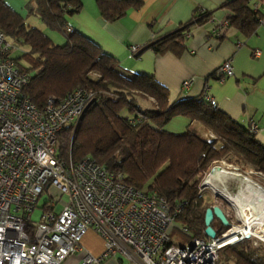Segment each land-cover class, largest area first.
Masks as SVG:
<instances>
[{
  "label": "trees",
  "instance_id": "16d2710c",
  "mask_svg": "<svg viewBox=\"0 0 264 264\" xmlns=\"http://www.w3.org/2000/svg\"><path fill=\"white\" fill-rule=\"evenodd\" d=\"M95 1L106 21L142 6L140 0ZM222 7L228 11L226 25L245 37L256 32L264 17V0H225ZM26 8L49 28L63 32L65 40L54 42L0 0V30L13 48L25 47L12 56L18 68L29 75L24 95L40 108L49 97H62L77 87L91 93L76 126L67 125L59 133L60 157L75 163L90 156L108 171L121 173L134 188L164 197L172 211L178 209L174 216L178 226L171 224L169 231L176 226L188 230L184 232L186 240L181 237L178 243L172 239L171 243L208 238L204 214L215 203L199 192L201 179L220 160L264 175V145L255 132L220 110L204 93L170 101L168 89L154 75L124 73L116 56L67 23L69 16L81 10L82 0H29ZM209 19L210 13L197 7L191 19L153 36L133 54L150 48L158 54L170 51L179 55L186 48L190 27ZM218 30L219 25L213 34L220 39L223 34ZM212 75L220 80L216 71ZM138 98L149 101L150 106L142 108ZM124 108L130 113L127 116L121 114ZM176 116L188 122L177 133L165 128ZM212 225L216 234L227 228L215 218ZM246 241L225 245L219 250V259L232 264H264L263 248Z\"/></svg>",
  "mask_w": 264,
  "mask_h": 264
},
{
  "label": "built area",
  "instance_id": "2783aa9c",
  "mask_svg": "<svg viewBox=\"0 0 264 264\" xmlns=\"http://www.w3.org/2000/svg\"><path fill=\"white\" fill-rule=\"evenodd\" d=\"M223 25L226 21L221 29ZM138 47L129 49L135 53ZM11 48L0 30V264H61L80 249L89 229L101 235L105 248L97 256L85 253L78 264H100L108 255L144 264H217L222 247L248 237L233 232L229 239L230 223L214 238L171 243L169 227L178 209L172 211L164 197L134 188L121 173L108 171L90 156L67 163L59 155V133L67 125L76 126L91 93L75 88L37 107L23 93L29 75L16 65ZM259 53L253 50L254 56ZM231 73L229 61L216 70L220 80ZM190 83L186 79L182 86ZM250 130L256 133L257 126L251 124ZM216 167L242 176L235 167ZM206 178L200 193L207 188ZM57 194L65 198L59 200ZM42 197L39 219L33 223Z\"/></svg>",
  "mask_w": 264,
  "mask_h": 264
},
{
  "label": "crops",
  "instance_id": "0c3cea01",
  "mask_svg": "<svg viewBox=\"0 0 264 264\" xmlns=\"http://www.w3.org/2000/svg\"><path fill=\"white\" fill-rule=\"evenodd\" d=\"M5 1L14 8L10 0ZM140 1V8L128 10L117 20L106 21L100 16L95 0H82L81 10L69 16V25L116 56L124 73L154 75L168 89L170 101L202 93L204 97L209 96L212 103L234 120L245 126L256 125L255 137L264 145V17L256 32L245 37L227 25L221 29L228 14L222 7L225 0ZM197 7L209 12L210 19L190 27L186 48L179 55L170 51L158 54L150 48L138 55L130 51L132 44L143 45L153 36L176 29L191 19ZM218 25L223 30L220 39L213 34ZM237 41L241 42L238 47ZM254 49L260 50L258 56L253 55ZM224 61L230 62L232 73L219 80L212 74ZM186 79H191V83L185 88L182 83ZM187 123L186 118L176 116L165 128L177 133L183 131ZM104 248L101 235L89 229L81 240L80 249L61 264H78L85 253L97 256ZM100 264L144 263L108 255ZM217 264L232 263L219 260Z\"/></svg>",
  "mask_w": 264,
  "mask_h": 264
},
{
  "label": "rangeland",
  "instance_id": "374dc122",
  "mask_svg": "<svg viewBox=\"0 0 264 264\" xmlns=\"http://www.w3.org/2000/svg\"><path fill=\"white\" fill-rule=\"evenodd\" d=\"M10 1H11V3L13 4V6L15 8V9L14 8L13 9L15 11H17L24 18L25 23H27L30 26L32 25V26H36V27L40 28L41 30H43L56 43L57 42H59V43H63L64 42L65 35H64L63 32H61L59 30H56V29L49 28L44 23H42L38 19V17L36 15L28 13L27 8H26V3L29 0H10ZM67 23L70 24L69 17L67 18ZM24 49H25V47H22V46L20 48L14 47V48H11L10 52H11L12 56H17ZM77 88H79V87H77ZM55 98H60V97H55ZM138 102H139V105L142 108L143 107H148L150 105L149 101H146V100H143V99H140V98H138ZM121 114L124 115V116H127L130 113L128 112L127 108H124V109L121 110ZM200 131L202 132V134H205V132L202 131V129ZM215 166H222L224 169L230 170V171H234L233 169L235 167V168H237L238 173H241L242 176L245 175L250 180H252L253 182H255V183L259 184V185H261L264 188V175L260 174L259 172L242 169L239 166H237V164H231V163H228V162H226L224 160H220V161L216 162L204 174V176L201 179L200 183H202L204 181V179L207 177L209 172H211L214 169ZM229 176H232V175H229L228 172L227 173H222V174L219 175L217 180H215V183L219 187L224 186V184H225L227 190L231 194L237 195L238 191H239V189L241 187V183L239 181V178L241 176L240 175L239 176H235V177H238V178H234L233 177L232 180H229ZM206 187L207 188H205V189H203L201 191V194L205 197V199L206 200H211V201H213V203L219 205L223 209V211L225 212L227 219L229 220V222H231L232 225H242V222L239 219V217L237 215V212H236V209H234L233 205H230L231 203L228 200H226L224 197L219 196V195H215L213 193V191L211 190L212 186L210 184L206 185ZM57 196H58L59 200L65 198L64 195H58L57 194ZM44 199H45L44 197H42V199H40V201L38 203L39 207L35 208L34 212L32 213L31 219H32L33 223H35L39 219V216H40V213H41L40 205L42 204ZM215 220H216V218H215ZM174 223H176V225L178 226L177 222L174 221ZM213 225H214V227L216 229L219 228L217 221H215V223ZM177 226L173 227L171 232L169 231V234L171 236V239L174 240V241H177V243H178V241L181 239V237L185 239V238H187V235L184 232L180 231ZM229 227H227V228H229ZM175 228H177V230H175ZM256 236H258V235H256ZM258 237L248 236L245 239L247 240L246 242H247L248 245L253 246L255 248L256 247H262L263 250H264V240L260 239ZM185 240H183V242H185ZM263 250H261V252H263ZM223 252H225V250L221 251V257L222 258H224ZM219 260L223 261L222 259H219Z\"/></svg>",
  "mask_w": 264,
  "mask_h": 264
},
{
  "label": "bare ground",
  "instance_id": "6f19581e",
  "mask_svg": "<svg viewBox=\"0 0 264 264\" xmlns=\"http://www.w3.org/2000/svg\"><path fill=\"white\" fill-rule=\"evenodd\" d=\"M221 168H214L206 178V183L210 184L214 189V193L224 197L236 209L237 215L242 225H233L229 239L234 238L233 232L242 233L246 236H254L264 240V188L250 180L246 176H241L239 181L241 187L237 195L231 194L225 184L219 187L215 180L222 173H227ZM233 178H238L239 174L228 172ZM226 180V179H225ZM225 183V182H224ZM227 184V183H226ZM210 187V186H209ZM258 235V236H256Z\"/></svg>",
  "mask_w": 264,
  "mask_h": 264
},
{
  "label": "water",
  "instance_id": "95a60500",
  "mask_svg": "<svg viewBox=\"0 0 264 264\" xmlns=\"http://www.w3.org/2000/svg\"><path fill=\"white\" fill-rule=\"evenodd\" d=\"M215 195H219V194L216 193ZM214 218L219 220V222L222 225L227 227L230 226V222L227 219L225 212L219 205L214 204L207 207L204 214V224H205L204 232L206 236L210 238H214L216 236V230L212 225V221Z\"/></svg>",
  "mask_w": 264,
  "mask_h": 264
}]
</instances>
